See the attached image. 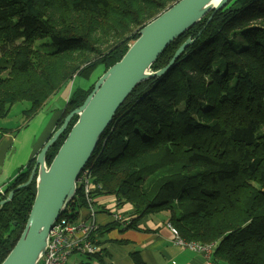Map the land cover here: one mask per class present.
<instances>
[{
  "label": "trees",
  "instance_id": "obj_1",
  "mask_svg": "<svg viewBox=\"0 0 264 264\" xmlns=\"http://www.w3.org/2000/svg\"><path fill=\"white\" fill-rule=\"evenodd\" d=\"M178 1L0 0V119L26 102L25 125L73 78L89 81L100 66L106 72L145 24ZM189 38L173 66L139 84L118 109L87 167L98 194L131 206L127 228L161 216L184 241L213 244V260L264 264V0H231L209 13L151 71ZM93 88L72 91L53 133ZM76 121L48 150L47 166ZM34 163L10 182L6 197L27 182ZM78 192L66 208L76 220L84 205ZM35 193L34 180L0 206V264Z\"/></svg>",
  "mask_w": 264,
  "mask_h": 264
},
{
  "label": "water",
  "instance_id": "obj_2",
  "mask_svg": "<svg viewBox=\"0 0 264 264\" xmlns=\"http://www.w3.org/2000/svg\"><path fill=\"white\" fill-rule=\"evenodd\" d=\"M231 0H179L139 31V37L125 55L95 83L82 105L70 112L62 125L45 142L26 183L10 191L0 206L35 180L36 193L25 226L1 264H36L43 256L52 224L76 194V180L88 165L99 138L118 109L134 89L152 78H160L193 43L187 39L162 69L151 67L168 46L211 12H218ZM77 116L65 140L46 165V154Z\"/></svg>",
  "mask_w": 264,
  "mask_h": 264
},
{
  "label": "crops",
  "instance_id": "obj_3",
  "mask_svg": "<svg viewBox=\"0 0 264 264\" xmlns=\"http://www.w3.org/2000/svg\"><path fill=\"white\" fill-rule=\"evenodd\" d=\"M71 92V89L66 90V86L56 92L25 125L22 112L28 107L27 103L19 108L14 105L9 114L0 119V186L7 188L17 174L35 158L53 133ZM110 197L99 194L95 199L94 222L98 229L94 239L100 248L99 253L90 257L76 256L73 263L226 264L174 245L173 237L161 216L145 217L131 228L114 221L111 210L108 209ZM118 209L123 219L134 220L135 215L129 204L120 205ZM79 213L82 219L87 218L84 206ZM113 223L116 226L112 230H103ZM133 254L135 255L132 256Z\"/></svg>",
  "mask_w": 264,
  "mask_h": 264
},
{
  "label": "built area",
  "instance_id": "obj_4",
  "mask_svg": "<svg viewBox=\"0 0 264 264\" xmlns=\"http://www.w3.org/2000/svg\"><path fill=\"white\" fill-rule=\"evenodd\" d=\"M5 191L6 187L0 186V200L6 197ZM100 191V184L95 182L92 171L86 166L76 180V194L78 192V198L84 203L87 218L82 219L80 213L77 220L68 217L66 214L67 204L64 211L52 224L48 234L47 247L36 264H76V262L73 263V258L76 256L90 257L99 253L100 248L94 239V234L98 229L94 217L96 215L95 199ZM109 196L111 197L108 209L111 210L114 221L125 227L131 224L132 220L123 219L119 212V199L116 196ZM167 228L173 237L174 245L183 246L188 250L201 251L209 258L213 255V244L200 245L194 242H186L171 225L167 224Z\"/></svg>",
  "mask_w": 264,
  "mask_h": 264
},
{
  "label": "rangeland",
  "instance_id": "obj_5",
  "mask_svg": "<svg viewBox=\"0 0 264 264\" xmlns=\"http://www.w3.org/2000/svg\"><path fill=\"white\" fill-rule=\"evenodd\" d=\"M174 5V4H173ZM167 10V9H166ZM164 12V11H163ZM162 12V13H163ZM160 15V14H159ZM159 15H157V16H159ZM156 16V17H157ZM155 17V18H156ZM154 18V19H155ZM153 20V19H152ZM151 20V21H152ZM150 21V22H151ZM149 23V22H148ZM147 23V24H148ZM147 24H145V25H147ZM144 25V26H145ZM143 26V27H144ZM142 27V28H143ZM187 41V40H186ZM185 41V42H186ZM184 42V43H185ZM187 50V49H186ZM105 72H104V67L103 66H100V67H98L94 72H93V75H92V77H91V79H90V81L88 82V81H86V80H82V79H77V78H73V80H72V82L70 81V83H68L67 85H66V90H68V89H71V91H74V90H76V89H80V90H84V91H87V90H89L92 86L94 87V85H95V83L97 82V80L104 74ZM65 87V86H64ZM63 87V88H64ZM72 93V92H71ZM71 95V94H70ZM69 98H70V96H69ZM68 101H69V99L67 100V103H68ZM21 105H26V102H22V103H17V104H15V107L16 108H19ZM93 174V173H92ZM93 177H94V175H93ZM95 179V178H94ZM132 222V221H131ZM169 230V229H168ZM170 231V230H169ZM172 243H173V241H172ZM177 247H179V248H182V249H187V248H184L183 246H177ZM189 251H192V252H194V253H197V254H201V255H203L204 257H206V258H209V256L208 255H206V254H204L203 252H201V251H193V250H189ZM211 258V257H210Z\"/></svg>",
  "mask_w": 264,
  "mask_h": 264
}]
</instances>
